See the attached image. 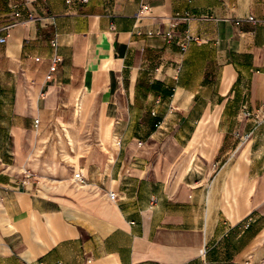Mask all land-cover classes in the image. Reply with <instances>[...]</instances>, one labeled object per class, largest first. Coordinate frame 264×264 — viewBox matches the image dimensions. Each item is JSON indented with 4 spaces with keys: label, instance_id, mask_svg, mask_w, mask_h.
<instances>
[{
    "label": "crops",
    "instance_id": "obj_1",
    "mask_svg": "<svg viewBox=\"0 0 264 264\" xmlns=\"http://www.w3.org/2000/svg\"><path fill=\"white\" fill-rule=\"evenodd\" d=\"M0 37V264H264V0H0Z\"/></svg>",
    "mask_w": 264,
    "mask_h": 264
},
{
    "label": "built area",
    "instance_id": "obj_2",
    "mask_svg": "<svg viewBox=\"0 0 264 264\" xmlns=\"http://www.w3.org/2000/svg\"><path fill=\"white\" fill-rule=\"evenodd\" d=\"M65 1L68 3L71 0H65ZM147 8H148L147 5H142L138 14H142L144 11L147 10ZM16 14H18V13H16ZM173 18L179 19V18H181V16L177 13L176 15L173 16ZM248 19L249 20H255V17L253 15H250L248 17ZM149 34H151V32H149ZM165 36L167 39H170L172 37L170 31L165 32ZM0 41H4V37H0ZM181 49H185L184 42H181ZM73 181L76 185H83L85 183V179H84L82 172L80 170L73 173ZM109 197L111 199H114V194H109Z\"/></svg>",
    "mask_w": 264,
    "mask_h": 264
},
{
    "label": "rangeland",
    "instance_id": "obj_3",
    "mask_svg": "<svg viewBox=\"0 0 264 264\" xmlns=\"http://www.w3.org/2000/svg\"><path fill=\"white\" fill-rule=\"evenodd\" d=\"M202 146L205 148H208V146L206 144L204 145V141H202Z\"/></svg>",
    "mask_w": 264,
    "mask_h": 264
}]
</instances>
